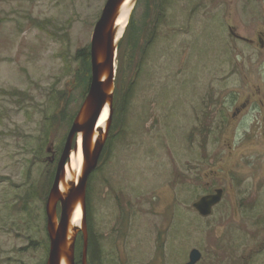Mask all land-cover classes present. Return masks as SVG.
<instances>
[{
  "label": "rangeland",
  "instance_id": "obj_1",
  "mask_svg": "<svg viewBox=\"0 0 264 264\" xmlns=\"http://www.w3.org/2000/svg\"><path fill=\"white\" fill-rule=\"evenodd\" d=\"M161 1L134 4L129 22L156 36L139 37L147 51L93 176L104 264H186L194 248L196 264H264V114L248 103L233 117L264 97V63L228 27L251 36L255 21L240 13L246 0ZM106 2L0 0V264L47 262L51 178L86 97L76 54ZM220 187L201 215L194 203Z\"/></svg>",
  "mask_w": 264,
  "mask_h": 264
},
{
  "label": "water",
  "instance_id": "obj_2",
  "mask_svg": "<svg viewBox=\"0 0 264 264\" xmlns=\"http://www.w3.org/2000/svg\"><path fill=\"white\" fill-rule=\"evenodd\" d=\"M126 1L107 0L94 28L90 46L89 90L69 130L46 201L47 231L50 239L46 264H77L76 246L80 233L84 239L82 264H88V185L90 176L100 163L113 122L116 107L117 55L119 43L125 32L124 30L120 33L121 25L118 24V20L127 9ZM136 1L133 0V8ZM106 106L109 107V118L105 129L98 130V122ZM80 136L84 156L83 169L77 179L69 178L66 167L70 164L72 152L78 151L77 142ZM223 197L224 188H217L214 193L203 195L194 203V207L201 215L209 216ZM79 205L82 208V219L79 225H74L73 215ZM201 257V250L194 248L186 264H196Z\"/></svg>",
  "mask_w": 264,
  "mask_h": 264
},
{
  "label": "trees",
  "instance_id": "obj_3",
  "mask_svg": "<svg viewBox=\"0 0 264 264\" xmlns=\"http://www.w3.org/2000/svg\"><path fill=\"white\" fill-rule=\"evenodd\" d=\"M162 3L167 4V0L161 1ZM156 7L160 9L163 13L164 7L161 4V6L156 4L154 2ZM148 14V9L147 13ZM152 13L150 12L148 16H150ZM147 18V17H146ZM160 19V16H157V20ZM148 25H151L149 23ZM147 26L146 21L142 24L140 32L137 31V28L135 27V20L132 15L131 21L128 24V29L123 37L122 41L119 44L118 48V57L120 60V69L118 71L117 69V76H116V90H115V103H116V109L114 113V120H113V127L112 130L118 126L120 119L123 117H119L120 113L125 111L128 106V101L130 99V92L132 90L133 81H130V73L132 69V64L134 61V58L138 52H141L144 54L146 53L147 49L145 50V44L142 45V43H139V37L142 35V39H147L148 31L145 29ZM153 35H151L150 39H147V43L155 38L156 36V31L153 30ZM151 33V34H152ZM155 35V36H154ZM123 48V49H122ZM130 50L129 54L128 51ZM76 56L83 62V71H84V77H85V91L84 93L87 95L90 82H91V51L90 47H83L81 48ZM87 74V75H86ZM119 74V76H118ZM119 77V79L117 78ZM125 91V92H124ZM75 116V115H74ZM75 117H72L69 122V126L73 123ZM115 122V123H114ZM112 130L110 132H112ZM111 134V133H110ZM110 144V135L107 140L106 146L104 148V151L102 153L100 163L98 165L97 170L101 167V164L103 160L106 157L108 147ZM95 172V171H94ZM94 172L90 176L89 179V187H88V194H87V203H88V224H89V247H88V264H104V253L102 249V242H101V236L99 233L96 232L94 226H93V209H92V203H91V190H92V185H93V176ZM55 173L52 175L51 182L54 179ZM83 236H81V244H83ZM78 243V241H77ZM76 246V262L77 264H82V256H83V250L80 252L79 250L77 251ZM81 247V245H80Z\"/></svg>",
  "mask_w": 264,
  "mask_h": 264
},
{
  "label": "flooded vegetation",
  "instance_id": "obj_4",
  "mask_svg": "<svg viewBox=\"0 0 264 264\" xmlns=\"http://www.w3.org/2000/svg\"><path fill=\"white\" fill-rule=\"evenodd\" d=\"M259 4L261 5L260 7H258ZM239 10L240 13H243L244 15L251 12V16L255 21L253 24L255 28L254 33L251 34V36H245L239 32V29L235 25L229 23L228 27L230 35L235 40L241 41L248 46H252L255 50V54H257L258 57L260 56L262 58V60L260 59V62L264 63V1L259 2V0H246L244 5L241 4L239 6ZM258 94L255 95L256 98L254 99L253 95L251 94L250 99H245L243 102H241V108L240 106L236 108L233 117H236L239 113H241L248 103L258 105L260 110L264 114V97L260 96V92H258ZM262 125L264 127V122L262 123ZM216 189L217 188H215V190ZM215 190L210 193H214Z\"/></svg>",
  "mask_w": 264,
  "mask_h": 264
},
{
  "label": "bare ground",
  "instance_id": "obj_5",
  "mask_svg": "<svg viewBox=\"0 0 264 264\" xmlns=\"http://www.w3.org/2000/svg\"><path fill=\"white\" fill-rule=\"evenodd\" d=\"M125 11L122 12L118 24L121 25V32L122 33L129 20V16L131 13V10H133V0H127L125 4ZM109 118V107L106 106L104 109L99 122H98V130L99 129H105L107 120ZM78 151H73L70 157V164L66 167L67 170V175L69 178L74 177L75 179L78 178L80 172L83 169V163H84V156H83V150H82V137H79L78 140ZM82 219V208L81 205L77 207V209L74 212L73 215V224L74 225H79Z\"/></svg>",
  "mask_w": 264,
  "mask_h": 264
}]
</instances>
